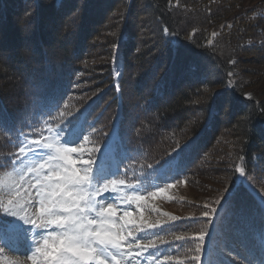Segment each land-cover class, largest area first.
<instances>
[{
	"label": "trees",
	"instance_id": "1",
	"mask_svg": "<svg viewBox=\"0 0 264 264\" xmlns=\"http://www.w3.org/2000/svg\"><path fill=\"white\" fill-rule=\"evenodd\" d=\"M259 5L243 14L241 0H0V173L18 140L87 109L89 146L101 148L115 128L127 168L144 180L155 183L171 156L179 183L207 179L223 197L230 189L215 222L176 221L152 249L185 256L199 242L173 238L203 231L206 242L214 225L212 242L227 254L218 264H253L264 227L251 179L263 184L264 100L245 98L255 73L243 66H264V42L245 46L264 37L249 19Z\"/></svg>",
	"mask_w": 264,
	"mask_h": 264
},
{
	"label": "snow or ice",
	"instance_id": "2",
	"mask_svg": "<svg viewBox=\"0 0 264 264\" xmlns=\"http://www.w3.org/2000/svg\"><path fill=\"white\" fill-rule=\"evenodd\" d=\"M164 31L168 32L169 30L165 28ZM116 47L118 50L119 45ZM117 62L118 57L114 55L113 64L115 65ZM228 75L232 76V73L229 72ZM215 95L217 98L223 96L222 93ZM64 115L63 112L60 113L62 126L49 139H44L43 142L41 140H18V151L15 153V158L8 160V166L14 169L17 165H24L25 169L35 175L37 184L40 185L37 195L41 205V216L38 218L42 222L38 226L44 228L50 225L56 226L48 236L43 237L44 248L37 247L36 252L41 253L43 264H119L117 258L122 259L128 253L123 250L124 237L112 231L114 227L112 221L117 211V208L114 207L115 193L124 185L123 180L114 179L120 175L118 162H114L111 155L117 134L115 131L113 132L103 150L95 149V152H99L98 158H93V155L90 154L85 160L82 147L78 149L69 147V145L79 144L82 136L85 141L88 140V137L83 133L85 126H89V111L85 109L79 115L67 120L66 124L63 122ZM215 115L216 100L214 99L209 106V121L214 119ZM48 131L50 134L53 133L51 128ZM60 137H62V141L59 139ZM194 141L195 137H193ZM184 147H188V145ZM177 150L182 151L183 149L178 145L174 151ZM73 153H78V158L81 160L79 167L76 166L77 160L73 159ZM29 156L31 157L30 162L26 164L25 161L29 160ZM175 164L176 158L170 156L169 159L158 162L156 171L167 175ZM148 167L153 166L149 165ZM236 171L242 176L244 175L243 168L237 167ZM19 174L23 175V169ZM41 176L43 182H41ZM128 187L133 192L139 191L136 186L128 185ZM228 191L230 189L226 190L224 197L215 201L216 207H212L210 211H203L202 217H210L215 222L223 203L227 200ZM106 192L114 194L112 200L103 198L102 194ZM257 194L259 195V193ZM135 199L138 201L142 197L136 196ZM260 202L264 205V196L260 197ZM0 207H3L5 213L18 217L14 220L0 217V244H3V247H0V253H2L6 248L11 247L13 240H27L29 230L24 228L20 220L31 223L33 226H37V221L26 216H19V213L25 209L17 200L9 199L7 204L0 201ZM130 215L131 213L124 212V217ZM178 219V217H172L173 221ZM192 219L199 220V218ZM148 227L153 228L155 225ZM172 227L174 228V225ZM206 235L208 234L201 231L193 234L190 238L177 235L175 240L199 242L195 248L198 255L193 259H200V254L204 251ZM157 240L161 244L168 243L162 236L155 235L150 246L155 248ZM49 241L52 242L49 243ZM128 247L130 249L131 244ZM28 258L33 261V264H37L34 257ZM209 264L212 262L210 261Z\"/></svg>",
	"mask_w": 264,
	"mask_h": 264
},
{
	"label": "rangeland",
	"instance_id": "3",
	"mask_svg": "<svg viewBox=\"0 0 264 264\" xmlns=\"http://www.w3.org/2000/svg\"><path fill=\"white\" fill-rule=\"evenodd\" d=\"M241 2L240 11L243 14L253 11L260 4L254 13L249 16V19L253 20L261 31L264 30V22L262 21L264 19V0H241ZM220 29L221 26L215 28L213 33L216 34ZM263 42L264 37L261 40H252L245 44V46L258 47ZM243 68L255 73L247 75L248 82L250 85L252 84V87L246 92L245 98L253 99L257 96L260 100H264V66L253 63L244 65ZM48 129H44L37 136L30 135L27 140H41L43 142L44 139H49L51 135L57 132V130L52 129L53 133L50 134ZM59 139L62 141V137ZM89 145L88 140L85 141L82 136L79 144L69 145V147H76L78 149L82 147L83 159L85 160L90 154L93 155V158H98L99 152H95L96 147L94 148ZM113 147L112 159L114 162H118L120 172V175L114 177V179L117 181L123 180L124 185L115 193L114 207L117 208V211L115 217H113L112 222L114 227L112 231L124 237L122 241L123 250L128 253L122 259L120 257L117 258L119 264H200L201 257L200 259H193V257L197 256L195 249L188 250L185 256L180 255L178 252H170L168 254V252L166 253V248L160 254L150 249L149 240H154L155 235L161 236L160 230L176 221L204 218L202 217V212L206 210L210 211L212 207H216L215 201L223 197L222 193H218L215 190L219 189V186L207 179L201 182L196 181L192 184L184 181L163 188L155 186L151 181H146L141 175L136 174L134 168H127L125 156L119 152L117 147ZM72 155L73 159L77 160L76 166L79 167L81 160L78 158V153H73ZM30 159L31 157L29 156V160H26L25 163H29ZM21 169H23L22 176L19 174ZM159 175L160 177L158 178ZM157 178L159 182L167 180V177L161 176L160 172ZM40 179L43 182L42 176ZM251 179L254 185L260 189L259 193L264 196V180L263 184L260 185L254 178ZM128 185L138 187L139 191L133 192ZM38 188H40V185L37 184L35 175L30 170L25 169L24 165H17L15 169L10 167L9 170L0 173V201H3L4 204H7L9 199L19 201L20 205L25 209V211L19 213V216H26L29 219L37 221V226H33L31 223H25L23 220H20L24 228L29 230L27 240H13L11 247L6 248L0 253V264H33V261L28 257H34L37 264H43L42 255L36 252V248H44L43 237L48 236L56 226L50 225L47 228L38 226L42 222L38 218L41 216V205L39 203V196L37 195ZM160 189H163V191H160ZM102 195L105 200H112L114 194L106 192ZM136 196H140L142 199L137 201L135 199ZM205 206L208 207L206 208ZM125 211L131 213V215L124 217ZM0 217H6L9 220L18 219V217L5 213L3 207H0ZM172 217H178L179 219L173 221ZM149 225H155V227L149 228ZM56 230L58 231V229ZM173 241H176L175 237ZM51 242L49 241V243ZM129 244H131L130 249L128 247ZM0 247H3V244H0ZM261 251H264V238L258 239V243L254 248L253 264H264V255H261ZM164 254H166V257L162 263ZM193 254L194 256H191Z\"/></svg>",
	"mask_w": 264,
	"mask_h": 264
}]
</instances>
